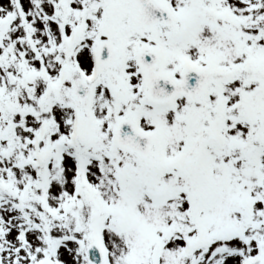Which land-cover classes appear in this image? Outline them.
Here are the masks:
<instances>
[{
  "label": "snow or ice",
  "instance_id": "snow-or-ice-1",
  "mask_svg": "<svg viewBox=\"0 0 264 264\" xmlns=\"http://www.w3.org/2000/svg\"><path fill=\"white\" fill-rule=\"evenodd\" d=\"M0 264H264V0H0Z\"/></svg>",
  "mask_w": 264,
  "mask_h": 264
}]
</instances>
